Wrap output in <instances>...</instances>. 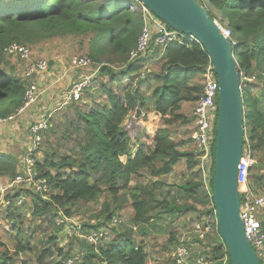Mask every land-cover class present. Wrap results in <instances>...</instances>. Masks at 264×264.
Instances as JSON below:
<instances>
[{"label":"trees","instance_id":"1","mask_svg":"<svg viewBox=\"0 0 264 264\" xmlns=\"http://www.w3.org/2000/svg\"><path fill=\"white\" fill-rule=\"evenodd\" d=\"M110 1L32 0L18 4L19 0H13L10 2L13 4L5 6L8 3L0 0V63L6 58L5 47L12 42L28 45L39 39L73 35L82 36L81 44L88 41L89 56L95 64L100 65L107 53H110L109 63L124 64L119 69L100 65L101 77L94 89L85 98L82 96L80 100L59 107L50 118V126L43 132V157L36 162L39 177L48 179L49 197L44 198L41 193L20 184L6 192V198L12 202L8 207H0V214L12 222L18 233L23 232L26 225L22 208L27 202L17 204L22 192L28 198L30 222L39 217L52 229L47 232L46 246L37 258L39 264H47V259L55 255L60 259L58 264H67L76 253H81L77 264H148L144 237L149 236V227L154 226L164 213L178 212L177 219L182 221L180 234L190 229L196 220L214 215L211 192L216 143L211 167L212 190L209 192L203 169L198 167L200 157L192 137L195 116L183 111V103L196 104L202 96L203 73L210 57L197 41H173L130 61L129 54L137 46L143 20L139 13L124 9V0L119 9L108 13L103 6ZM211 1L221 17L208 12L214 19L226 22L238 42L239 70L247 77L242 84L246 102L244 146L249 145L257 159L251 167L250 181L264 194V106L260 102V97L264 98V0ZM157 61L159 70L150 71L141 78L144 67L151 65L150 62L157 64ZM126 77L136 80V86L133 82L125 83ZM154 82L156 85L152 87ZM260 82L263 86L259 97L255 88ZM27 84L28 79L23 76L0 70V117L15 113L22 105ZM144 84L151 88L150 94L143 91ZM138 108L146 113V117L149 112L159 114L161 126L132 153V139L123 122ZM176 124H193L192 135L188 139H175L173 127ZM187 142L194 143L195 149L182 148ZM182 160L195 176L179 186L185 202L179 204L177 198L169 200L166 196L158 198V184H163V178ZM144 172L155 177V181L151 185H133L135 177H141ZM18 173L16 157L0 153V176L8 177L12 182ZM101 199L102 207L92 213L97 223H84L83 230H98L130 204L133 209L131 221L143 230L139 235L141 239L134 234L133 227L120 224L111 229L113 237L110 241L94 245L85 238L74 236L67 247H61L57 233L62 226L58 219L63 215L72 216L74 208H91ZM201 205L206 207L200 208ZM194 211L197 214L188 220L185 214ZM43 229L47 228L37 226L35 231L40 233ZM169 235V242L175 245L179 237L177 232L171 230ZM208 237L211 246L208 255L222 257L226 244L220 233L214 232ZM37 250L38 246H32L27 238L20 239L12 250L0 236V264H18L17 257L22 252ZM165 260L168 264H177L172 256ZM28 261L25 259L21 264Z\"/></svg>","mask_w":264,"mask_h":264},{"label":"built area","instance_id":"2","mask_svg":"<svg viewBox=\"0 0 264 264\" xmlns=\"http://www.w3.org/2000/svg\"><path fill=\"white\" fill-rule=\"evenodd\" d=\"M13 1V0H9ZM90 1V0H83ZM200 4L209 10L208 4L211 0H197ZM4 2V1H3ZM124 9L131 12H137L143 20L142 31L139 36L137 46L131 50L129 60L134 62L140 57L151 54L157 47L164 48L173 41L180 43L198 41L193 35H186L160 19L143 1L124 0ZM220 31L225 37L229 38L234 48L238 46L237 39L234 37L232 29L221 19H214ZM5 53L8 56L19 59L25 63L23 77L28 79L25 88L23 103L15 113L0 117V123H6L14 120L16 117L25 114L29 109L37 104L42 94L50 89H54L63 80L64 75L59 74L50 61L45 57H36L34 51L29 45L19 42H12L5 47ZM93 65L90 57H74L72 68L86 70L88 66ZM86 68V69H85ZM149 72L148 65L144 67L140 77H144ZM247 79L242 75V81ZM249 79V78H248ZM47 82L45 88L41 84ZM251 80V79H249ZM93 81L92 74L83 73L81 78L74 81L60 97V106L65 105L72 100H80L86 90L91 87ZM219 80L214 65L210 59L208 66L203 73V94L196 103L194 110L195 131L193 139L199 152L200 165L204 173V183L211 192V167L213 162V146L217 142V124L219 113ZM60 96V94H59ZM59 98V99H60ZM62 101L64 103H62ZM53 112H48L41 120L30 125L31 133L30 146L27 154L19 165V173L15 180L9 182L7 186L1 184L0 207H8L12 200L6 198V192L15 187V183L24 185L43 195L49 197L50 187L47 178L39 177V171L36 167L38 154L43 143V132L50 126V118ZM254 152L248 146H244L241 162L239 165V191L241 197L240 216L244 222L245 233L258 257L264 263V194L260 193L250 181L251 167L254 166ZM213 198V193L211 192ZM27 195L22 192L17 199V204L27 202ZM214 205V204H213ZM70 216L63 215L58 219V224L64 230V223H68ZM89 223L96 224L97 219L91 218ZM122 223L119 215L104 223L98 230L84 231L83 224L80 226L79 236L85 238L90 244L99 245L105 241H110L113 237L111 229ZM220 233L217 221L216 210L214 215L205 217L203 220H196L192 227L178 237L174 245L171 256L177 264H232L227 247L222 257L214 258L208 255L211 246L208 243L209 234ZM81 253H76L75 258H69L67 264H77Z\"/></svg>","mask_w":264,"mask_h":264},{"label":"rangeland","instance_id":"3","mask_svg":"<svg viewBox=\"0 0 264 264\" xmlns=\"http://www.w3.org/2000/svg\"><path fill=\"white\" fill-rule=\"evenodd\" d=\"M20 3H25L32 0H19ZM8 3L5 6H10ZM122 4L121 0H111L109 3H107L106 6H103L105 10H108V13H111L117 9L120 8ZM210 12H212L215 16L221 17V13L216 9V7L213 5L212 1L211 4H208ZM82 39V36H60L55 38H49V39H39L35 43H28L29 47L32 51H34V54L36 57H45L50 61V64L53 65V68H63L64 66L72 65V61L74 60V57H90L89 51H88V41L81 44L80 40ZM85 39V38H84ZM110 57V53H107L103 56V62L100 63V65L108 64L113 66L115 69H119L124 66L123 63L121 64H112L108 62V58ZM91 58V57H90ZM151 65H148L149 72L150 71H157L160 68V64H157L156 62H150ZM99 64H95L93 62V65H90L85 70V73L92 74L93 81L90 88H86L83 96L84 98L88 95L89 91L93 90L95 85L98 82V78L101 77L99 74ZM25 63L22 62L19 59L13 58L11 56L6 55V58L4 59L3 63H0V70H7L8 72L14 73L17 76H23L25 71ZM82 70V69H81ZM77 79H79V75L77 76ZM250 79V78H249ZM251 82H254L255 79L251 78ZM125 83H134V86H136L137 81L132 80L131 77H126L124 79ZM257 82V80H256ZM68 83V82H67ZM261 83V82H260ZM156 83L154 82L152 84V87H154ZM263 86V83L256 86L255 88V94L256 96H261V88ZM143 91L150 94L151 88H147V85L144 84L142 86ZM88 90V91H87ZM261 100V106H264V98L260 97ZM62 103H64L62 101ZM68 103V102H67ZM152 105V102L150 103ZM63 106V105H62ZM196 104L195 103H183V111H185L189 116H193L194 110H195ZM142 113V112H141ZM140 113V114H141ZM137 114L135 111H131L127 117L125 118L123 122V126L126 129V131L129 133L131 137V152H135L137 150V147L139 143L145 141L148 136H153L157 129L161 126V118L159 114H156L155 112H149L146 117V113ZM139 115V116H138ZM146 117V119H145ZM174 130H176V133L174 135V138L177 140L182 139H188L192 135L193 131V124L191 125H181L176 124L174 127ZM44 143V142H43ZM42 143V146L40 148V156L43 157V148L44 145ZM192 142H187L186 145H184L182 148L184 149H195V145ZM40 158V159H41ZM124 160L126 157L123 158ZM257 159L255 158V162ZM199 167V166H198ZM197 167V168H198ZM193 171L187 169L185 160H182L176 167L175 170L165 176L163 178L164 183L158 184L157 186V196L158 198H162L163 196H166L169 200H173L177 198V202L179 204H182L185 202V199L180 193L179 186L183 183L188 182L189 180L195 178V176L192 173ZM198 179V178H197ZM9 178L6 176H0V182L3 186H7L9 184ZM155 181V177H151L147 172H144L141 177H135V179L132 181L133 185L138 184H148L151 185ZM19 185V184H18ZM17 183H15V186H18ZM101 199L100 201H96L91 205V208H87L86 206H83L81 208H74V213L71 217V219L68 221V223H64V230L62 229L57 233L58 234V241L61 247H67L70 240L74 238V236L79 235L80 233V226L84 223H89V220L91 218L93 219L92 213L98 212L100 208L102 207ZM28 201L23 206L22 212L25 215V227H23V232L18 233V230L14 229L12 222L7 220L4 216V214H0V236L2 240H4L8 247L12 250L15 249L20 239L27 238L32 246H38V250L35 252L32 251H25L22 252L17 258L18 264H21L23 260L29 259L27 264H39L37 261V258L40 254L41 249L46 246V239H47V232H51L52 229L47 226V223L44 222L43 219L34 218L33 221L30 222V219L32 218L29 214V211H27L28 207ZM204 206H200V208H204ZM92 209V210H91ZM120 217L122 219V223L125 224L127 227H133L134 234L140 238V234H142L143 230H141L140 227L134 226L131 217L133 215V209L130 204H127L122 211L119 212ZM177 211L173 212H166L162 215L160 220L154 224V226L149 227L148 234L149 236L144 237L146 244L145 249L149 253L148 257V264H168L166 263V258L171 256L172 249L174 247V243L169 242V234L170 231L173 230L177 232V236H180V231L182 228V221L180 218L177 219ZM197 213L190 212L189 214H185L187 216L188 220L190 218H193ZM184 217V216H183ZM29 218V219H27ZM60 219V218H59ZM174 220V221H173ZM119 224V225H120ZM118 225V226H119ZM37 226H41L42 228H47L46 230H42V232H36L35 228ZM179 230V231H178ZM185 229L184 231H186ZM183 231V232H184ZM221 235V234H220ZM222 237V236H221ZM168 246L170 249L165 251L166 247ZM60 261L59 257L55 255L54 257H51L47 259V264H58Z\"/></svg>","mask_w":264,"mask_h":264},{"label":"water","instance_id":"4","mask_svg":"<svg viewBox=\"0 0 264 264\" xmlns=\"http://www.w3.org/2000/svg\"><path fill=\"white\" fill-rule=\"evenodd\" d=\"M141 1L170 28L197 38L214 65L220 87L213 188L219 231L232 264H264L249 242L240 216L239 165L245 141L246 102L237 47L197 0Z\"/></svg>","mask_w":264,"mask_h":264},{"label":"crops","instance_id":"5","mask_svg":"<svg viewBox=\"0 0 264 264\" xmlns=\"http://www.w3.org/2000/svg\"><path fill=\"white\" fill-rule=\"evenodd\" d=\"M71 66L58 68L57 72L64 75L63 80L54 89L45 91L35 106L14 120L0 123V153L15 156L18 161V170L31 143L30 125L41 120L48 112L54 113L58 110L61 107L59 103L60 97L65 94L67 88L74 81L78 80L77 76L79 75V78H81L85 72V70L75 69ZM55 69L57 70V67ZM42 81L40 85L45 88L48 81ZM38 154H40V151ZM38 158L40 159L41 157L39 156Z\"/></svg>","mask_w":264,"mask_h":264}]
</instances>
